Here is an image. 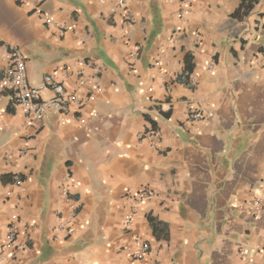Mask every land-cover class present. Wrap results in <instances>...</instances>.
<instances>
[{"label":"crops","instance_id":"1","mask_svg":"<svg viewBox=\"0 0 264 264\" xmlns=\"http://www.w3.org/2000/svg\"><path fill=\"white\" fill-rule=\"evenodd\" d=\"M241 3L0 0V264H264V0ZM11 45L82 107L12 103Z\"/></svg>","mask_w":264,"mask_h":264},{"label":"built area","instance_id":"2","mask_svg":"<svg viewBox=\"0 0 264 264\" xmlns=\"http://www.w3.org/2000/svg\"><path fill=\"white\" fill-rule=\"evenodd\" d=\"M35 2L37 12H41L42 5L45 0H33ZM123 2V0H121ZM180 5V17L185 16L191 7L193 0H174ZM47 19L51 20V17L46 15ZM129 19L130 15H128ZM135 55H131V59L134 60ZM27 57L25 51L17 45H11L9 47V64L3 71L2 85L9 91V97L11 102L23 106L25 111L31 115L34 119L42 120L46 118L50 113L56 112L61 114H67L71 109V103H75L79 107H82L83 100L74 94H70L66 91L64 84L59 81L56 75L51 74L45 77L44 84L41 87H35L29 82L27 72ZM255 61L258 63L264 62V48L255 57ZM209 68L213 70V65L210 64ZM43 89H52L55 95L51 98H44L42 96ZM205 118V112L193 108L188 112L187 119L189 121L200 120ZM91 119L80 118V124L88 131H92L89 125ZM15 183L20 185L22 180L20 177L16 178ZM151 197V191L148 188L140 189L134 200L133 211L137 210L142 202L149 200ZM254 206H259V201L252 203ZM132 213L126 215V226L128 228L132 225ZM17 230L15 226L8 228V240L9 244H13L16 241ZM138 257L143 258L150 251V244L148 242L136 240Z\"/></svg>","mask_w":264,"mask_h":264},{"label":"trees","instance_id":"3","mask_svg":"<svg viewBox=\"0 0 264 264\" xmlns=\"http://www.w3.org/2000/svg\"><path fill=\"white\" fill-rule=\"evenodd\" d=\"M256 1L257 0H242L240 7L232 14V17L242 19V13L243 15L249 14V12L254 7ZM187 68L190 69L189 65H187Z\"/></svg>","mask_w":264,"mask_h":264}]
</instances>
